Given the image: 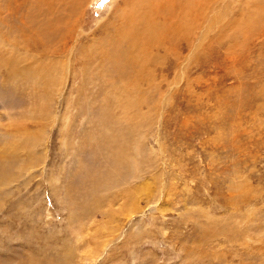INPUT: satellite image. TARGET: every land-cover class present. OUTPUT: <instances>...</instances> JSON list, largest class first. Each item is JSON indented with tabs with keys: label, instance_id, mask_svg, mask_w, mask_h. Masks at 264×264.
<instances>
[{
	"label": "rangeland",
	"instance_id": "1",
	"mask_svg": "<svg viewBox=\"0 0 264 264\" xmlns=\"http://www.w3.org/2000/svg\"><path fill=\"white\" fill-rule=\"evenodd\" d=\"M123 1L0 0V264H264V0Z\"/></svg>",
	"mask_w": 264,
	"mask_h": 264
},
{
	"label": "bare ground",
	"instance_id": "2",
	"mask_svg": "<svg viewBox=\"0 0 264 264\" xmlns=\"http://www.w3.org/2000/svg\"><path fill=\"white\" fill-rule=\"evenodd\" d=\"M54 1H56V0H52V2H54ZM143 1V3L145 4V6H146V8H144V11H138V10H136V8L134 7V6H136V7H139V9L140 8H142V6L138 3V2H141V1H138L137 2V0H126V1H123L124 3H123V5H122V7H121V9L120 10H118V4L116 5V8H115V11L113 12L115 15H118V13L122 16V22L124 23L123 25H130V24H133V23H136V22H138L137 23V26L135 27V29H133V30H131V31H129V32H127V34H126V37H125V40H129L130 41V47L128 48V49H126L127 50V52H130V53H132V54H134V51L136 52V51H138V50H140V49H143V47H145L146 46V44H145V42H143V39H145L146 37L145 36H147L148 35V33H149V31L151 30V28L154 26V27H156L157 25H161L162 24V21H166V20H169V14H168V6H169V11L171 12L172 11V8H173V6L176 4V5H178V6H180V5H182L183 3L182 2H180V3H182V4H180L179 2H178V0H142ZM198 1V0H197ZM195 2V1H194ZM205 2H207V1H205ZM80 4H81V2H80ZM142 4V3H141ZM180 4V5H179ZM188 4V3H187ZM193 5H194V3H192ZM191 4V5H192ZM184 5V4H183ZM183 5H182V7H183ZM186 5V4H185ZM189 5V4H188ZM196 5H197V2H196ZM200 5V4H199ZM79 6V5H78ZM81 6V5H80ZM193 7V6H192ZM208 7V6H207ZM80 8V7H79ZM120 8V7H119ZM187 8L189 9V7L187 6ZM194 8V7H193ZM196 8V7H195ZM194 8V9H195ZM177 9V8H176ZM78 10H82V9H78ZM199 10V9H198ZM197 10V11H198ZM125 11V12H124ZM161 12H164V14H162V15H160L159 17V19H158V15H159V13H161ZM177 12H179L178 10H177ZM180 12H181V10H180ZM195 12V11H194ZM173 13H174V11H173ZM197 13H199V12H197ZM111 14V13H110ZM172 14V13H171ZM180 14H182V13H180ZM186 14H187V12H186ZM114 15V16H115ZM124 15V16H123ZM173 15H175V14H173ZM173 15H172V17H173ZM178 15V14H177ZM191 15V14H190ZM199 15H200V13H199ZM179 16V15H178ZM192 16V15H191ZM201 16V15H200ZM203 17V16H202ZM72 18H73V20H72ZM180 18H182V17H180ZM179 18V19H180ZM79 19H80V14L78 13V12H75L74 13V15L68 20V23H67V26H68V30H70V31H72L73 32V30H72V28L71 29H69V26L71 25V23H73V21L75 20V22H78L79 23ZM178 19V20H179ZM170 20H172V18L170 19ZM196 20V19H195ZM199 20V19H198ZM197 20V21H198ZM177 21V20H176ZM193 22V21H192ZM191 22V23H192ZM194 22H196V21H194ZM185 23V22H184ZM190 23V22H189ZM191 23H190V25H191ZM169 24H170V22H169ZM168 24V25H169ZM186 24H188V22L186 23ZM159 25V26H160ZM195 25V24H194ZM181 26L183 27L184 25L181 23ZM180 26V27H181ZM72 27V26H71ZM169 27V26H168ZM179 27V26H178ZM199 27H200V24H199ZM167 29V28H166ZM177 29V28H176ZM176 29H174V30H176ZM183 29V28H182ZM160 30V29H159ZM163 30V29H162ZM173 30V31H174ZM195 30V29H194ZM200 30H202L203 31V29H200ZM205 30V29H204ZM264 30V29H263ZM170 31H172V30H169V33H170ZM196 32H198V29L197 30H195ZM160 32V31H159ZM158 32V33H159ZM175 32V33H174ZM174 32H172V33H174L175 34V36L176 35H178V34H180L177 30L176 31H174ZM186 32V31H185ZM190 32V31H189ZM264 32V31H263ZM168 33V32H167ZM192 33V32H191ZM190 33V34H191ZM201 33L202 32H200V35H201ZM163 34V33H162ZM188 33H186V35H187ZM194 34V33H193ZM204 34V33H203ZM157 35V34H156ZM185 35V34H184ZM189 35V34H188ZM187 35V36H188ZM262 35V34H261ZM195 36V35H194ZM197 36V35H196ZM151 37H153V35L152 36H150L149 38H151ZM180 36H177V38H179ZM189 37V36H188ZM176 38V37H175ZM181 39L182 38H184V37H180ZM179 38V40H181ZM199 39H200V36H199ZM133 40V41H132ZM147 40V39H146ZM145 40V41H146ZM160 40V39H159ZM173 40V39H172ZM176 40V39H175ZM185 40V39H184ZM189 40V39H188ZM195 40V39H194ZM132 41V42H131ZM163 41H165V40H163ZM193 41V40H192ZM196 41H198V40H196ZM201 41V40H200ZM123 42V41H122ZM150 42V41H149ZM166 42V41H165ZM164 42V43H165ZM169 42H172L171 40L169 41ZM169 42H167V44L169 43ZM186 42V41H185ZM188 42H191L190 40L188 41ZM194 43V42H193ZM198 43V42H197ZM144 44H145V46H144ZM161 44V43H160ZM177 44V42L175 43V45ZM188 44H190V43H188ZM171 45V44H170ZM173 45V44H172ZM192 45V44H191ZM202 45H203V43H202ZM147 47V46H146ZM164 47V46H163ZM162 47V48H163ZM176 47V46H175ZM189 48H191V47H189ZM194 48V47H193ZM161 49V48H160ZM127 52H125L124 51V46H123V48H121V47H119L118 46V53L117 54H115V55H113V56H111V57H115V59L116 60H118V59H120L121 57H123ZM163 52V51H162ZM170 53V52H169ZM186 54V53H185ZM110 59V58H109ZM115 60V61H116ZM114 60H111L110 59V62L111 63H113V64H115V65H120L118 62H115Z\"/></svg>",
	"mask_w": 264,
	"mask_h": 264
}]
</instances>
